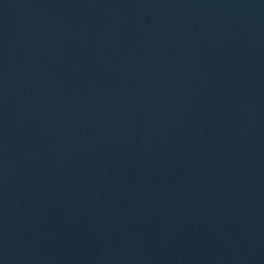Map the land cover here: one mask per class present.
Returning a JSON list of instances; mask_svg holds the SVG:
<instances>
[{
	"label": "water",
	"instance_id": "1",
	"mask_svg": "<svg viewBox=\"0 0 264 264\" xmlns=\"http://www.w3.org/2000/svg\"><path fill=\"white\" fill-rule=\"evenodd\" d=\"M0 264H264V0H0Z\"/></svg>",
	"mask_w": 264,
	"mask_h": 264
}]
</instances>
